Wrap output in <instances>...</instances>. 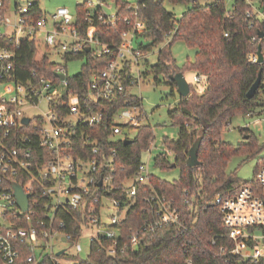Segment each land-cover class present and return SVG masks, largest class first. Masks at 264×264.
Returning a JSON list of instances; mask_svg holds the SVG:
<instances>
[{
    "label": "built area",
    "instance_id": "1",
    "mask_svg": "<svg viewBox=\"0 0 264 264\" xmlns=\"http://www.w3.org/2000/svg\"><path fill=\"white\" fill-rule=\"evenodd\" d=\"M85 1L86 30L81 31L77 16L65 6L59 7L50 18L45 12L35 17L32 10L35 1L0 0V87L14 83L13 94L0 90V199L3 200L0 259L4 264H15L21 259L19 244L29 245L33 250L25 259L28 264L42 254L58 258L59 250L55 251L58 242L70 243L77 252L69 254L66 249L63 255L79 256L83 251L79 240L85 228L96 230L90 236V250L92 243L97 242L105 246L110 256L124 254L140 240L135 233L129 237L130 243L124 241L122 222L130 201L111 195L115 189L113 167L118 151L116 147L105 150L97 141L99 132H86L85 127L94 129L103 123L109 113L108 102H120L112 114L109 141L133 140L132 133L142 124V105L133 103L126 92L133 94L131 87L140 83V63L147 53L141 50V43L135 45L146 26L145 17L139 14L144 0H121L130 12L122 16L118 15L120 0H101L96 7L92 1ZM245 1L249 5L247 18L264 20V0ZM109 2L115 4V14L102 10V5ZM119 22L127 26L116 30L120 40H108L109 35L99 29L100 26L114 29ZM176 29L170 30L166 40L172 39ZM24 40L34 42L39 60L45 57L51 60V52L60 57L62 62L53 61L55 77L47 69L39 71L34 67L27 71L24 80H16L15 59ZM86 53L104 59V65L92 74L86 87L82 85L66 98L67 57ZM248 57L251 62H258L257 53ZM202 79L203 75L196 73L194 81ZM42 106L49 112L41 110ZM31 108L42 112L31 115L27 112ZM256 122H264V111ZM34 146L41 152H35ZM154 147L152 143L147 149L150 156ZM89 148L91 152L86 153ZM163 152L172 155L169 149ZM151 175L149 162L142 160L136 173L124 184L127 196H137L140 186L150 184ZM15 183L30 194L27 210L17 204ZM183 194L182 205L158 191L146 194L144 199L151 204V210L142 229L155 232L167 226L185 227V215L196 208V198L189 188ZM210 203L219 210L221 223L228 231L221 236L232 244L222 245L217 255L228 252L236 259L235 264H264V157L259 161L253 183L242 185L231 194L216 193ZM38 209L44 213L34 219L32 216ZM60 209L82 211L81 232L76 241H72V233L62 231L65 221H56ZM198 216L196 213L193 220ZM62 260L59 261L63 263Z\"/></svg>",
    "mask_w": 264,
    "mask_h": 264
},
{
    "label": "trees",
    "instance_id": "2",
    "mask_svg": "<svg viewBox=\"0 0 264 264\" xmlns=\"http://www.w3.org/2000/svg\"><path fill=\"white\" fill-rule=\"evenodd\" d=\"M164 1L144 0L140 5L139 14L145 17L146 25L140 38L150 41L140 44L143 52H148L164 42L170 30L177 27L172 39L158 50L157 61L145 62L142 74L144 77L155 75L156 83H159L158 75H165L172 92L176 83L170 80L171 74L190 70L207 75L203 92H193L191 84L192 92L186 97L180 96L176 106L169 110L172 121L178 125V137L165 140V149L171 150L173 160L171 161L170 156L163 151L154 158L157 167H179V177L170 181L152 174L150 184L140 186L137 196H127L124 184L136 173L142 161V153L149 149L155 136L150 126L141 124L136 128L131 143L125 144L122 140L109 141L108 136L113 127L112 114L118 110L120 102H108L109 113L103 123L94 129L85 127V131L97 130V141L105 150L116 147L118 153L113 167L115 189L111 195L122 201H130L127 216L122 222L124 241L130 243L129 237L135 233L139 235L140 240L136 247H129L124 254L117 256H110L104 245L93 242L88 256L84 259L66 254L51 258L49 254H42L37 261L29 264H235L236 259L228 255V252L217 255L222 245L230 247L232 244L226 236H221L228 231L221 223L219 210L210 201L216 193L231 194L242 185L253 183V180L241 181L227 175L226 168L236 153L257 151L254 145L256 139L252 138L248 128H241L248 138L253 140L236 148L222 140V131L238 115L258 116L264 111V61L251 62L248 57L249 54L257 53L259 45L264 54V35H259L264 32V20L247 18L249 5L245 0H233L230 8L227 5L228 0H213L212 3L203 0H171L190 3V7L180 18L164 6ZM119 3H122V7L118 15L129 14L125 4L121 0ZM86 8V1L77 5L76 16L82 27L81 31L86 30V23L83 21ZM32 10L35 17L43 14L37 1L34 2ZM125 28L126 24L119 22L114 29L107 26H100L99 29L102 34L109 35L108 40H120L117 31ZM177 39H182L198 49L195 61L183 68L178 66L170 51L172 42ZM36 54L34 42L24 40L15 59L16 80H24L27 71L34 67L39 71L47 69L51 76L55 77V63L47 57L39 60ZM84 57L86 60L80 72L69 75L66 98L69 94L77 92L82 85L86 87L92 74L100 70L105 62L90 53L67 58L70 61ZM260 69L261 84L255 95L249 98L247 92ZM126 96L131 98L133 103L142 105V99L137 95L126 92ZM121 98H124V95ZM199 136H202L199 147L201 162L196 166H188L189 149ZM33 149L37 153L41 152L37 146ZM90 152V148L86 150V153ZM185 188L192 190L196 198V208L185 215V227L167 226L155 232L142 229L151 210V204L144 199L146 194L158 191L174 197L176 202L182 205ZM43 213L38 209L32 217L36 219V216H42ZM196 213L199 216L194 221ZM81 219L83 220L81 210L70 212L60 209L56 214V221H65L66 226L62 231L72 233V241L79 238ZM18 248L21 259L15 264H28L25 259L33 251L32 248L26 244H19ZM61 258L70 263H61ZM188 258H191L192 262L188 263ZM0 264H4L1 259Z\"/></svg>",
    "mask_w": 264,
    "mask_h": 264
},
{
    "label": "rangeland",
    "instance_id": "3",
    "mask_svg": "<svg viewBox=\"0 0 264 264\" xmlns=\"http://www.w3.org/2000/svg\"><path fill=\"white\" fill-rule=\"evenodd\" d=\"M13 1V0H12ZM24 3V0H18ZM37 1L40 9L45 12V16L50 18L51 14L55 13L59 7L65 6L74 15L77 14V5L83 3L85 0H31ZM92 1L97 6V3L101 0H87ZM207 3H212L213 0H203ZM228 8L232 5V0L227 2ZM164 6L171 10L177 18H180L182 14L190 7V3L174 2L171 0H165ZM102 10L108 14H115L116 7L113 2H109L108 5L103 4ZM14 20L15 16L10 15ZM150 41L144 38H138L135 40V45L140 43L147 44ZM168 40L160 43L158 46L154 47L152 50L145 53L142 57V61H148L149 63H155L158 58V50L165 47ZM170 51L176 60L179 67L183 68L185 65L195 61L198 49L196 47L190 46L182 39H177L172 42L170 46ZM50 58L55 62H62L59 56L55 55L53 52L50 53ZM141 61V62H142ZM145 61L140 63V68L143 71ZM84 64L82 58L70 60L68 63V74L75 75L78 73ZM136 72V69L134 70ZM185 77L192 84V91L201 93L204 91L207 84V75H203L201 82L194 81L196 75L195 72L190 70L184 71ZM155 75L151 74L146 77L142 74L140 83L131 87V92L134 95H138L142 98V112L143 120L142 125L150 126L154 132V142L155 146L152 149L151 156L149 150H145L142 153L143 162H149L150 170L152 174L166 180H175L179 177L180 169L179 167H172L169 169H164L155 166L154 158L157 154L165 150V140L175 139L178 137V125L172 121L169 110L176 106L180 100V95L177 89L174 88L173 92L168 83V79L165 75H158L159 83L155 82ZM14 88V83L4 84L0 87L3 92L7 95L13 94L12 89ZM191 91V92H192ZM41 110L44 112H49V110L42 106ZM39 109H28L31 115L42 112ZM257 116L251 115H238L236 116L228 127H225L222 131V140L230 143L232 146L239 148L240 145H244L250 140L255 141V150L257 151H240L236 153L226 168V174L232 175L239 180H253L256 176L258 169V164L261 158L264 157V122H256ZM241 128H248L252 138H248L247 134L244 133ZM136 132L132 133L134 137ZM247 136V137H246ZM171 161L173 160V155H170ZM3 200L0 199V203ZM1 209V208H0ZM104 221L108 222L107 217L104 216ZM96 232L95 229L85 228L83 234L79 240L83 247V251L78 253L79 258L84 259L88 256L90 251V236ZM67 249L69 254H77L75 248L70 243L58 242L55 244V251L60 249ZM63 263H68L69 261L62 260Z\"/></svg>",
    "mask_w": 264,
    "mask_h": 264
},
{
    "label": "water",
    "instance_id": "4",
    "mask_svg": "<svg viewBox=\"0 0 264 264\" xmlns=\"http://www.w3.org/2000/svg\"><path fill=\"white\" fill-rule=\"evenodd\" d=\"M260 37H262L264 35V32H260ZM89 50V48L87 49ZM257 55H258V62L261 63L264 61V54L262 52L261 46H258V50H257ZM170 80L175 81L176 83V89L177 92L179 93V95L181 97H186L190 94L191 92V83L188 82V80L185 77L184 72L179 71L175 74H171L169 76ZM262 81V69H260L259 74L256 78V80L254 81V83L251 85V87L249 88L248 92H247V96L253 97L257 91V89L259 88L260 84ZM26 122L29 121V117H25L24 118ZM248 136V135H247ZM246 136V137H247ZM201 140H202V136H199L194 143L192 144V146L189 149V156L187 158V165L188 166H196L198 164H200V159H199V147L201 144ZM133 140L132 139H124V143L128 144L131 143ZM173 166H175V163L172 164ZM101 183V182H100ZM14 190H15V196H16V200H17V204L19 205V207L23 210H27L28 206H29V193H26L22 186L18 183L14 184ZM63 240H65V238H63ZM65 248L59 250L57 252V255H61L65 252Z\"/></svg>",
    "mask_w": 264,
    "mask_h": 264
}]
</instances>
